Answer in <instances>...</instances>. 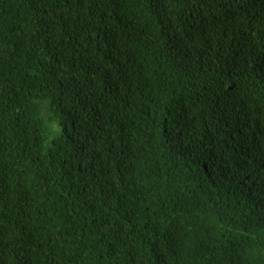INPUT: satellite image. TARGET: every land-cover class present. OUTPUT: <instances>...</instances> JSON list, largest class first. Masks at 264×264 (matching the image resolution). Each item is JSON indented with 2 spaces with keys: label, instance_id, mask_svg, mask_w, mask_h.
<instances>
[{
  "label": "trees",
  "instance_id": "1",
  "mask_svg": "<svg viewBox=\"0 0 264 264\" xmlns=\"http://www.w3.org/2000/svg\"><path fill=\"white\" fill-rule=\"evenodd\" d=\"M0 264H264V0H0Z\"/></svg>",
  "mask_w": 264,
  "mask_h": 264
}]
</instances>
